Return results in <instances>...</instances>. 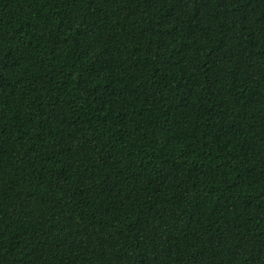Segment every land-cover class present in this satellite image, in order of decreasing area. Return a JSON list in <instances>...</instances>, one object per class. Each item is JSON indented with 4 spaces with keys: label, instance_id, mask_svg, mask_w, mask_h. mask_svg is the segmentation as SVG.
<instances>
[{
    "label": "trees",
    "instance_id": "trees-1",
    "mask_svg": "<svg viewBox=\"0 0 264 264\" xmlns=\"http://www.w3.org/2000/svg\"><path fill=\"white\" fill-rule=\"evenodd\" d=\"M0 264H264V0H0Z\"/></svg>",
    "mask_w": 264,
    "mask_h": 264
}]
</instances>
